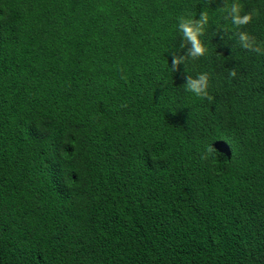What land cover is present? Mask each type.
<instances>
[{"label":"trees","instance_id":"trees-1","mask_svg":"<svg viewBox=\"0 0 264 264\" xmlns=\"http://www.w3.org/2000/svg\"><path fill=\"white\" fill-rule=\"evenodd\" d=\"M232 2L0 0V264H264V53L238 40L264 46V0L242 28Z\"/></svg>","mask_w":264,"mask_h":264},{"label":"clouds","instance_id":"clouds-1","mask_svg":"<svg viewBox=\"0 0 264 264\" xmlns=\"http://www.w3.org/2000/svg\"><path fill=\"white\" fill-rule=\"evenodd\" d=\"M224 11L227 13L225 19H230L232 24L237 28H242L251 23L253 19V12H244L243 7L239 0H233L230 6L225 5ZM209 23L208 11H202L199 18L194 16L184 17L181 16L178 22V29L182 33L183 39L187 45V52L184 55H177L172 52L171 69L173 72L179 71V66L185 64L188 58L193 60L205 55L207 49L200 37L203 35L206 25ZM238 40L242 48L254 51L257 53H264V46L258 43L255 36L250 35L247 31H240L238 33ZM182 47H184L182 45ZM230 77L236 76V70L233 68L229 72ZM184 87L186 91L193 93L200 99H208L212 101L213 96L209 95V75L206 72L200 73L198 76L193 77L187 74L185 76ZM215 150L213 145H209L206 149V154Z\"/></svg>","mask_w":264,"mask_h":264}]
</instances>
